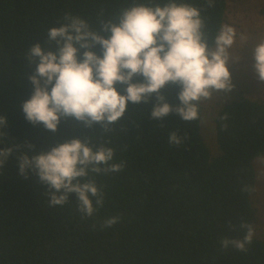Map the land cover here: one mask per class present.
<instances>
[{
	"label": "trees",
	"instance_id": "trees-1",
	"mask_svg": "<svg viewBox=\"0 0 264 264\" xmlns=\"http://www.w3.org/2000/svg\"><path fill=\"white\" fill-rule=\"evenodd\" d=\"M165 2L0 0V116L6 118L0 125V149H13L0 168V264H264L262 239L253 237L245 252L220 243L225 237L243 239L242 221L254 226L253 161L264 155L262 101L240 96L219 110L215 127L221 154L216 157L202 136L201 101L195 121H182L175 112L154 119L153 94L147 103L129 102L107 130L61 118L52 132L42 123H30L22 111L34 91L29 76L36 65L29 62L28 49L38 41L54 48L47 30L63 23L65 14L85 19L99 32L123 8ZM177 2L201 9L211 43L224 24L227 0ZM92 50L102 55L99 44ZM142 80L136 76L133 82ZM161 91L168 103L179 104V86L169 84ZM170 130L186 134L181 146L168 144ZM73 138L112 147L113 162H124L121 172L93 174L104 204L92 217L82 218L75 193L65 205L50 207L48 186L38 175L18 173L17 160L31 155L30 146L35 152L49 151ZM112 216L119 221L102 227Z\"/></svg>",
	"mask_w": 264,
	"mask_h": 264
},
{
	"label": "clouds",
	"instance_id": "clouds-1",
	"mask_svg": "<svg viewBox=\"0 0 264 264\" xmlns=\"http://www.w3.org/2000/svg\"><path fill=\"white\" fill-rule=\"evenodd\" d=\"M212 0H209L211 5ZM64 22L47 30V41L54 48L33 43L27 52L36 65L29 80L34 91L23 102L22 111L33 125L43 124L52 132L61 118L106 130L122 118L129 102L147 103L155 94L151 117L162 119L175 112L179 119L192 122L199 118V102L213 92H228L234 87L229 68V50L236 42L237 31L221 24L211 43L204 31L201 9L189 3L167 0L160 4L134 3L123 8L115 20L102 23L100 31L92 29L85 19L65 14ZM101 33H110L107 37ZM99 44L102 55L92 50ZM82 59H80L81 50ZM253 69L264 82V40L253 47ZM142 76L140 82L134 77ZM119 84L124 90L118 91ZM179 86V104L167 102L162 89ZM6 118L0 116V125ZM186 139L178 130H170L167 141L179 147ZM12 148L0 149V168L8 160ZM21 154L18 173L34 171L48 186L49 206H63L69 195L76 194L77 210L82 218L92 217L104 204V192L95 175L118 173L124 162H113L115 151L104 144L92 145L80 138L60 143L49 151ZM95 200V207L93 203ZM119 216L104 220L111 227ZM243 239L222 238V248L230 245L245 252L254 237L250 223L241 222Z\"/></svg>",
	"mask_w": 264,
	"mask_h": 264
},
{
	"label": "rangeland",
	"instance_id": "rangeland-1",
	"mask_svg": "<svg viewBox=\"0 0 264 264\" xmlns=\"http://www.w3.org/2000/svg\"><path fill=\"white\" fill-rule=\"evenodd\" d=\"M224 24L237 31L236 42L229 50V68L234 87L228 92H213L201 100V132L212 157L221 154L217 140L215 116L227 103L240 96L264 103V82L257 79L253 69V47L264 40V0H227ZM256 184L251 195L256 209L254 237L264 240V155L253 161Z\"/></svg>",
	"mask_w": 264,
	"mask_h": 264
}]
</instances>
